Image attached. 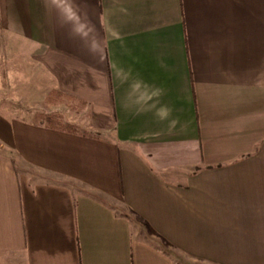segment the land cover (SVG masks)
I'll list each match as a JSON object with an SVG mask.
<instances>
[{"label": "crops", "instance_id": "crops-1", "mask_svg": "<svg viewBox=\"0 0 264 264\" xmlns=\"http://www.w3.org/2000/svg\"><path fill=\"white\" fill-rule=\"evenodd\" d=\"M0 33V264H264V0H0Z\"/></svg>", "mask_w": 264, "mask_h": 264}, {"label": "rangeland", "instance_id": "rangeland-1", "mask_svg": "<svg viewBox=\"0 0 264 264\" xmlns=\"http://www.w3.org/2000/svg\"><path fill=\"white\" fill-rule=\"evenodd\" d=\"M2 33V32H1ZM0 33V67H3L4 63H14L18 60L19 54L16 53L14 50H10L5 52V47L8 45L12 46V48H16L18 46H23V43L17 42L15 39H6L3 37V35ZM2 47V48H1ZM10 67H8V72L10 70L15 71L14 69L9 70ZM11 73V72H10ZM5 71L0 68V76L2 79V85L5 87V83L7 81V77H5ZM16 79V78H15ZM6 80V81H5ZM9 82V78H8ZM7 91L2 92V94H7L9 97H15V86L12 85V87L8 86L6 87ZM4 91V90H3ZM44 92H41L39 95V100L36 102V105L39 107V112L41 113L42 120L45 121L46 124L51 126L59 125H70L72 128H80L81 123H85V119L83 118V111L79 109H75V104L68 103V101L63 102L62 105H52L55 103V101H58V99L48 98L44 99ZM54 100V101H53ZM78 106V105H76ZM78 108V107H77ZM51 116V118L46 119L45 117ZM58 116V117H56ZM56 122V123H55ZM61 123V124H60Z\"/></svg>", "mask_w": 264, "mask_h": 264}, {"label": "trees", "instance_id": "trees-1", "mask_svg": "<svg viewBox=\"0 0 264 264\" xmlns=\"http://www.w3.org/2000/svg\"><path fill=\"white\" fill-rule=\"evenodd\" d=\"M46 119H49V118H51V116H47V117H45ZM56 123V122H55ZM61 124V123H60ZM57 127H59V128H62V129H64V130H67V131H69V132H76L75 131V129H73L70 125H67V124H65V125H59V124H57L56 125Z\"/></svg>", "mask_w": 264, "mask_h": 264}]
</instances>
